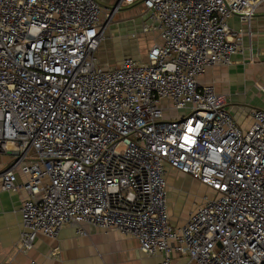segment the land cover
Returning a JSON list of instances; mask_svg holds the SVG:
<instances>
[{
	"label": "built area",
	"instance_id": "2783aa9c",
	"mask_svg": "<svg viewBox=\"0 0 264 264\" xmlns=\"http://www.w3.org/2000/svg\"><path fill=\"white\" fill-rule=\"evenodd\" d=\"M135 2L141 32L160 40L145 60L105 67L102 0H0V153L13 155L0 176L29 192L16 247L91 225L161 264H264V109L243 127L201 81L242 50L230 19L250 25L264 0H119L110 13ZM168 166L210 190L182 226Z\"/></svg>",
	"mask_w": 264,
	"mask_h": 264
},
{
	"label": "crops",
	"instance_id": "0c3cea01",
	"mask_svg": "<svg viewBox=\"0 0 264 264\" xmlns=\"http://www.w3.org/2000/svg\"><path fill=\"white\" fill-rule=\"evenodd\" d=\"M118 2L119 0H102V4L108 5L109 8L112 4L116 6ZM138 5H142L143 9L139 10L141 12H135L139 13L137 16L146 15V9L140 2L123 6L121 9L136 8ZM131 19L134 18H126V21ZM146 20L142 19V26L132 33L141 32ZM229 24L244 31L242 50L232 56L229 65H217L208 70L201 77V81L214 84L219 92L226 94L227 108L240 125L248 127L252 123V110L264 109V4L258 8L250 25L242 22L239 16L232 17ZM132 33L128 38H132ZM128 46H131L130 51L137 55L134 58L141 59L136 50V43L126 45L127 50H129ZM118 51L124 52L125 48ZM113 58L116 66L124 57L119 53ZM116 58L118 61H115ZM5 165L7 163L0 161V172ZM167 177L168 188L171 190L173 187V192L184 194L186 191L185 187L177 189L175 184L177 179L195 182L205 190L203 194H197L193 202L185 207L178 200L180 196L168 197L171 220L176 226H182L203 202L204 194L209 193L210 190L191 176L181 174L171 166L167 167ZM28 196L29 192L25 187H21L18 191L3 189L0 176V258L2 260H12L20 264H29L31 260H35L37 264H161L163 260L161 255L154 256L142 252L138 240L130 235L117 229L103 230L91 225L86 226L85 234L79 233L72 225H66L57 237L40 236L32 250L26 253L19 251L16 244L23 229L21 208L23 200ZM176 262L181 264L179 259Z\"/></svg>",
	"mask_w": 264,
	"mask_h": 264
},
{
	"label": "rangeland",
	"instance_id": "374dc122",
	"mask_svg": "<svg viewBox=\"0 0 264 264\" xmlns=\"http://www.w3.org/2000/svg\"><path fill=\"white\" fill-rule=\"evenodd\" d=\"M113 7H116L114 4L112 6L103 4V11H104V22L108 19L109 15L111 14L112 16L109 18L108 21L105 23V34L102 40V45L101 48L98 52V58L102 63H104L105 67H112L114 66V56H117L119 53L121 54L122 57H136L137 55L130 51V47L128 46L129 50H127L126 45H133L136 43V50L139 56L141 57L140 60H145L148 54L149 49H151L152 46H154L156 43L159 42V33L157 32H151L145 36H142V32H134L137 33L138 35L135 39L128 38V35L130 36L133 30H137L142 26L141 22L142 19L146 20L149 15L143 14L142 16H137L138 14L135 12H141L139 10L143 9L142 5H138L135 7L127 8V9H119L118 11H114L110 13V10H112ZM106 8H109L108 10ZM123 8V7H122ZM145 9V7H144ZM147 12V11H146ZM134 18L133 20H128L126 21V18ZM125 22V23H124ZM124 23V25H123ZM133 34V33H132ZM121 48H125V51L117 52V50H121ZM127 50V51H126ZM116 54V55H115ZM139 59V58H138ZM115 61H118L117 58ZM13 158V155L6 154V153H0V161L3 163H9L11 159ZM168 180V177H167ZM176 187L177 189H180L181 187H185L186 191L183 194V192H173V187L171 190L168 188V197L170 196H180L178 200L182 203L183 207L185 205H189L190 202H193L194 197L197 194H203L205 190H203L197 183L191 182V181H186V180H181L177 179L176 180ZM171 191V192H170ZM209 192V191H208ZM207 194H210L207 193ZM206 193L204 194L207 195ZM182 259V260H181ZM179 262L181 264H188V259L186 258H180ZM189 264H196L194 262L189 263Z\"/></svg>",
	"mask_w": 264,
	"mask_h": 264
}]
</instances>
